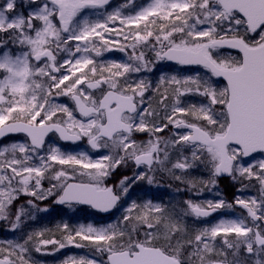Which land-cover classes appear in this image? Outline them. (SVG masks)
Masks as SVG:
<instances>
[{
    "label": "snow or ice",
    "instance_id": "1",
    "mask_svg": "<svg viewBox=\"0 0 264 264\" xmlns=\"http://www.w3.org/2000/svg\"><path fill=\"white\" fill-rule=\"evenodd\" d=\"M110 4L0 3V140L11 138L0 144V226L24 233L0 240V264H45L38 255L69 246L89 254L61 264H264V0ZM112 51L127 62L102 59ZM160 62L203 73L161 75L154 85L148 74ZM50 134L86 141L89 151H64ZM129 167L131 175L108 182ZM160 173L191 196L171 205L132 199L139 182L154 195ZM223 176L237 185L231 201L218 189ZM205 192L217 199H195ZM46 200L123 215L63 222L58 236L24 232L49 211ZM237 209V217L188 227L189 217Z\"/></svg>",
    "mask_w": 264,
    "mask_h": 264
},
{
    "label": "rangeland",
    "instance_id": "2",
    "mask_svg": "<svg viewBox=\"0 0 264 264\" xmlns=\"http://www.w3.org/2000/svg\"><path fill=\"white\" fill-rule=\"evenodd\" d=\"M3 0H0V3H2ZM125 0H118L117 2L113 3L110 5V10L115 9L117 7H120L122 4H124ZM147 0H137V4H143L146 3ZM20 8H22L25 13L27 12V9L24 8L23 4L19 5ZM125 11H130V9H125ZM148 55L151 56V53H148ZM102 59H108V60H115L117 62H127V56L124 53H121L119 51H112V52H106L104 53V57ZM197 72L203 73V69H182L179 66H173L168 64L167 62H160L155 66V69L152 73H149L148 76L152 80V83L155 85L158 83L159 77L161 75H171V74H179V75H194ZM220 86H223L220 84ZM192 100H198V98H191ZM58 102L61 103H66L71 105V101L68 100L67 97H59ZM138 139H146L145 134H137ZM48 143H51L55 146H60L62 150L64 151H89L86 149L84 145H79V146H61L58 140L54 137L51 136L48 140ZM93 157H96L98 153H90ZM199 171V174L201 177H207V173L202 171V170H197ZM132 174V168H122L118 169L117 172L109 179V183H114L118 181L122 176L124 175H131ZM158 180H163L165 183H163V187L157 188L156 186H152L151 192L154 195H149L148 197L144 196V193L142 190L147 189L149 186L146 185L144 182H139L135 186V191L133 192L132 199L137 200V198H140L138 202H143L145 199H153L156 202L158 201V197H162L163 193L168 192L167 194H164L165 198L166 196L169 195V198L171 195H174L177 197L180 193H184L180 196L181 202L184 199H187L191 196L189 195L187 191H180L177 192L175 188L181 187L183 188L184 185H179L177 182L172 181L166 174L160 173L157 176ZM45 187L48 186V181L44 182ZM171 184L172 186L168 188L167 186ZM218 189L220 193H222V196L226 200H233V198L236 195L237 192V185L233 183V181L228 178V179H221L219 180L218 184ZM188 195V196H187ZM195 198V197H193ZM205 199V198H211V199H217L214 193H208L205 192L204 196L200 197V199ZM30 199V197H23L22 200H27ZM157 199V200H156ZM199 199V198H195ZM180 202V200H179ZM176 203L175 200L172 201V204ZM169 205V203L166 201V205ZM42 206H47L49 208L48 212H42V213H37L36 214V219L27 221L24 227H57V225L62 224L63 222H67L72 226H76L79 223H95V224H107V223H117L119 218L123 215V211H115V213L108 219H105L103 221L101 220H95L94 218H90L86 215L87 210H83L81 208L76 207L75 209H68L67 207H64L63 209H55L53 206V202L51 200H46L42 202ZM219 216L214 217L212 220H195L194 218H187V224L189 229L194 232L195 230H198L204 226L214 224L217 222L221 217H237L240 212L236 210L235 212H219ZM54 216L57 217V222L54 223L53 225L51 223L47 224V221L50 217L54 218ZM75 218L76 220L73 221L72 219ZM26 232V231H25ZM7 239H17L20 240L19 238V232H12L10 229L4 226H0V240H7ZM52 246H49L51 248ZM89 254L87 249H77L75 247L69 246L67 248H64L58 252H55L54 254L50 255H39L40 257H47L49 259V262H45V264H61V262L68 257L69 255H86ZM38 255V254H37ZM40 260V259H39Z\"/></svg>",
    "mask_w": 264,
    "mask_h": 264
},
{
    "label": "trees",
    "instance_id": "3",
    "mask_svg": "<svg viewBox=\"0 0 264 264\" xmlns=\"http://www.w3.org/2000/svg\"><path fill=\"white\" fill-rule=\"evenodd\" d=\"M220 84H221V82H219ZM222 85V84H221ZM153 105L155 106V100L153 99ZM86 215L88 216V217H90V218H94L95 220H100L99 218H98V216H96V215H94V214H92L91 212H89V211H87V213H86ZM73 221H75L76 219L75 218H73L72 219ZM53 225V224H52ZM47 230L46 231V235H52V234H55V235H59V230H58V228L57 227H29V228H27V227H24V232L26 231V232H28V231H40V230ZM23 232H19V238L21 239L22 238V236H23ZM38 259H40L41 261H45V262H49V259H47V257H40L39 255H38Z\"/></svg>",
    "mask_w": 264,
    "mask_h": 264
},
{
    "label": "flooded vegetation",
    "instance_id": "4",
    "mask_svg": "<svg viewBox=\"0 0 264 264\" xmlns=\"http://www.w3.org/2000/svg\"><path fill=\"white\" fill-rule=\"evenodd\" d=\"M11 138H6V139H4V140H2L1 142H0V144H5V143H7V142H9V140H10ZM193 175H195V176H199V177H201L200 176V174H199V171H195L194 173H193ZM204 178H207V177H204ZM161 183H165V181H163V180H159ZM182 194H184V193H180L179 194V198H178V202H179V200H180V202H181V198H180V196L182 195ZM189 195L191 194V193H188ZM252 194H255V192L253 191V193ZM188 196V195H187ZM199 199H200V197H199ZM202 199V198H201ZM239 212H241V210L240 209H237ZM220 214H219V212L215 215V216H213V217H211V218H209V219H206L207 221L208 220H212L214 217H216V216H219Z\"/></svg>",
    "mask_w": 264,
    "mask_h": 264
},
{
    "label": "water",
    "instance_id": "5",
    "mask_svg": "<svg viewBox=\"0 0 264 264\" xmlns=\"http://www.w3.org/2000/svg\"><path fill=\"white\" fill-rule=\"evenodd\" d=\"M112 1H114V0H111V2ZM170 63H173V62H170ZM62 143H64V142H62ZM68 144H70V143H68ZM221 178H227V176H223V177H221ZM57 205V204H56ZM57 206H62V205H57ZM81 206H84V207H88V206H85V205H81ZM93 210V209H92ZM93 211H95V210H93ZM100 214H102V215H109L110 213H100Z\"/></svg>",
    "mask_w": 264,
    "mask_h": 264
}]
</instances>
